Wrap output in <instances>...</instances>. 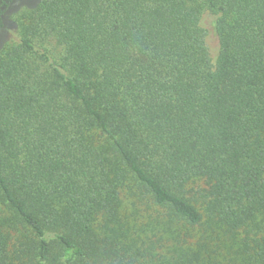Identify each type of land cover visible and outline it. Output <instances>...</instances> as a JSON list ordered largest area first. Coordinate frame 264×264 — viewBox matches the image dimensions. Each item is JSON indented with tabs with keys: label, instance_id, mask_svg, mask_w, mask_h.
<instances>
[{
	"label": "trees",
	"instance_id": "16d2710c",
	"mask_svg": "<svg viewBox=\"0 0 264 264\" xmlns=\"http://www.w3.org/2000/svg\"><path fill=\"white\" fill-rule=\"evenodd\" d=\"M0 264H264V0L23 11L0 49Z\"/></svg>",
	"mask_w": 264,
	"mask_h": 264
},
{
	"label": "rangeland",
	"instance_id": "374dc122",
	"mask_svg": "<svg viewBox=\"0 0 264 264\" xmlns=\"http://www.w3.org/2000/svg\"><path fill=\"white\" fill-rule=\"evenodd\" d=\"M41 0H15L11 9L6 16V24L0 29V49H3L5 45L13 43L19 36V24L21 21V15L25 10H31L35 8ZM206 27L209 30L208 42L211 47L213 55H216L219 47L218 37L215 34L213 21L207 20Z\"/></svg>",
	"mask_w": 264,
	"mask_h": 264
}]
</instances>
